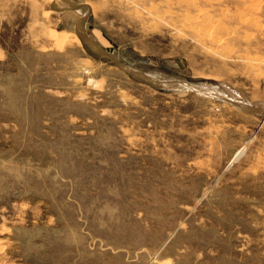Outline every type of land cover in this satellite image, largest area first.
Wrapping results in <instances>:
<instances>
[{
	"label": "rangeland",
	"instance_id": "obj_1",
	"mask_svg": "<svg viewBox=\"0 0 264 264\" xmlns=\"http://www.w3.org/2000/svg\"><path fill=\"white\" fill-rule=\"evenodd\" d=\"M0 264H264V0H0Z\"/></svg>",
	"mask_w": 264,
	"mask_h": 264
},
{
	"label": "bare ground",
	"instance_id": "obj_2",
	"mask_svg": "<svg viewBox=\"0 0 264 264\" xmlns=\"http://www.w3.org/2000/svg\"><path fill=\"white\" fill-rule=\"evenodd\" d=\"M68 7H69V6H68ZM236 155H237V154H236ZM236 155H235V156H236ZM235 156H234V157H235Z\"/></svg>",
	"mask_w": 264,
	"mask_h": 264
}]
</instances>
